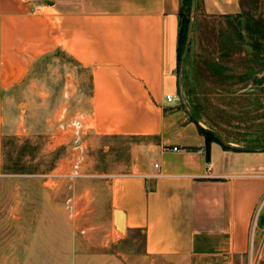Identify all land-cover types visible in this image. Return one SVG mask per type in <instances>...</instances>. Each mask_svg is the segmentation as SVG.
<instances>
[{"label": "crops", "instance_id": "0c3cea01", "mask_svg": "<svg viewBox=\"0 0 264 264\" xmlns=\"http://www.w3.org/2000/svg\"><path fill=\"white\" fill-rule=\"evenodd\" d=\"M197 3L209 16L243 10L241 0ZM182 5V0H65L64 7L53 0H0L1 129H7V111L20 107V96L31 90L33 71L51 54L64 52L90 75L89 104L78 113L88 126L86 152L106 136L132 138L127 165L104 180L106 186L93 176L71 187L72 205L89 232L75 233L68 220L71 232L59 235L57 221L50 218V233L39 229L22 235L18 264H138L114 248L116 208L127 214L126 233L141 230L145 236L141 264H155L160 257L174 264L255 263L252 240L264 208L263 143L240 150L213 141L207 156L202 124L181 105ZM48 94L42 92L40 103L21 100L26 103L21 117L29 120ZM60 119L59 112L49 123H58L52 145L66 144L70 151L72 134L61 129ZM1 163L0 145V174ZM70 167L68 152L55 171ZM57 181L52 190L63 186ZM7 240H1L2 258L13 256Z\"/></svg>", "mask_w": 264, "mask_h": 264}, {"label": "rangeland", "instance_id": "374dc122", "mask_svg": "<svg viewBox=\"0 0 264 264\" xmlns=\"http://www.w3.org/2000/svg\"><path fill=\"white\" fill-rule=\"evenodd\" d=\"M53 1L60 2L65 7V0ZM251 12L256 18H264V0L260 8ZM233 19L206 15L198 9L197 3L190 49L181 78L183 89L181 105L185 108L187 105L192 110L191 103L194 101L200 111L199 119L202 126L213 128L226 140L234 139L241 145L247 146L254 145L255 141L263 143L264 140V85H257L254 82L255 77L248 80L245 88L246 81L240 84L238 78L222 81L213 77L203 63L206 57L210 58L213 55L221 59L224 55L226 63L233 66L238 63H255L253 57L260 56V53L264 52L256 51L252 45L255 37L251 38L245 33L243 49L231 51L227 53L229 57L225 56L226 52L220 49L221 36L232 42L231 38H234L235 34L230 21ZM259 42L264 47V41L260 39ZM212 51L214 54L211 53ZM256 76L260 78L262 74ZM35 78L40 79L36 86L33 84ZM29 80H31L29 88L31 90H26L28 92L26 96H20V107H16L15 110L12 107L7 111V129H1L0 125L2 153L0 245L3 243L2 239H9L7 246L13 247V256L0 257V264H10L11 260L14 264H18L20 257L16 249L23 238L22 235L35 230L38 232L39 229L42 233H50L54 230L49 224L50 218H55L57 221L55 227L59 235L71 232L72 229L66 225L68 220L74 224L75 233L86 235L89 229L85 228L84 224H80L83 214L80 217L77 205L68 207V200L73 192L71 187L84 185L81 184V180L93 176L101 179L102 187L106 186L104 180H109L110 176L120 169L122 171L129 161L128 149L132 141L131 137H103L100 143L88 149L84 175L75 180L59 178L58 181H61L63 186L58 191L52 190L53 182L57 181L55 180L57 175H54L57 162L68 152L71 154L73 140L69 144L70 151L66 144L53 146L54 129L58 123L53 126L49 123H52L56 116L58 117L59 112L65 115V121L78 113L85 112L91 93L90 75L67 54L56 52L44 59L30 75ZM225 85L230 86L228 90H218V87ZM46 90L49 92L45 97L46 101L33 107V116L29 120H24L21 113L25 110L26 103L21 100L32 102L38 100L40 103L41 94ZM1 115L0 106V118ZM25 127L26 131H24ZM76 145L80 146L81 142L78 141ZM112 232L114 238L119 240L114 244V248L123 252L129 262L141 264L145 240L142 231L134 230L128 234L114 229ZM58 259L59 262L64 260L60 257ZM251 259L254 264L260 260L264 261V208L255 222ZM171 260L169 257H160L156 258L154 263L174 264ZM45 263L47 264L48 261Z\"/></svg>", "mask_w": 264, "mask_h": 264}, {"label": "trees", "instance_id": "16d2710c", "mask_svg": "<svg viewBox=\"0 0 264 264\" xmlns=\"http://www.w3.org/2000/svg\"><path fill=\"white\" fill-rule=\"evenodd\" d=\"M182 2H183V5L181 9L179 46H178L179 64L183 56V51L185 49L188 28H189L190 19H191V0H182ZM261 3H262V0H241V5H242L243 10L240 13L217 15L220 17L228 18V19L230 18L235 19V20L234 19L231 20L232 22L230 21L231 28L233 30V33L235 34L234 38H231L232 42H230V40H225L224 37L221 36L222 45L220 46V49L226 52L225 56L229 57L230 55H228L227 53L231 51H241L243 49L242 47L244 45L243 39H244L245 33L249 34L251 38L255 37L253 39L252 45L256 51H258L259 53L261 51H264V47L261 46L259 42L260 39L261 41H264V18L263 17L256 18L254 14L251 12L253 9L257 10L258 8H260ZM211 53L214 54L213 51ZM253 60H255V63H249V62H247V64L238 63L237 65L233 66V65H229L228 63H226L224 59V55L222 59L219 56L216 57L213 55L210 58L206 57L203 63L206 65L205 67L208 69V71L212 73L213 77H217L218 79H221L222 81H225L228 78L229 79L238 78V80L240 81V84H244L246 81V84L244 86L245 88L248 85V80L251 77H255L256 80H254V82L257 85L263 86L264 85V52H261L260 56H254ZM258 74H262V76L258 78L256 76ZM229 87H230L229 85H225L223 87H218V90L226 91L228 90ZM263 89H264V86H263ZM191 105H192V111L195 113V115L198 118H201L200 111H199L197 104H195L194 101H192ZM199 129L201 133H203L206 137L207 156L210 157L211 143L213 141L220 142V140L215 135L216 131L213 128L204 127L202 125H199ZM224 146L228 147L226 145ZM249 146H253V145H249ZM260 146L264 147V140H263V145H260Z\"/></svg>", "mask_w": 264, "mask_h": 264}, {"label": "built area", "instance_id": "2783aa9c", "mask_svg": "<svg viewBox=\"0 0 264 264\" xmlns=\"http://www.w3.org/2000/svg\"><path fill=\"white\" fill-rule=\"evenodd\" d=\"M167 100L172 101L173 95L168 94ZM61 124L60 127L63 130H67L72 134L73 138V147L71 151V167L68 172H62V171H56L54 172V175L57 176H67L72 179L79 178L84 175V165L86 163V147L83 143V137L88 131V126L86 123V120L82 114H77L71 118H69L67 121H65V115H61ZM81 142L80 146H77V142ZM174 150H179L180 148L178 146L173 147ZM155 166H158L156 163ZM72 198H69L68 200V207L72 208Z\"/></svg>", "mask_w": 264, "mask_h": 264}, {"label": "water", "instance_id": "95a60500", "mask_svg": "<svg viewBox=\"0 0 264 264\" xmlns=\"http://www.w3.org/2000/svg\"><path fill=\"white\" fill-rule=\"evenodd\" d=\"M196 13H197V0H191V19H190V24H189V28H188L185 49L183 51V56H182V59L180 61V81H181V78H182V75H183V72L185 69L186 60H187L188 52L190 49L192 32H193V25H194V20L196 18ZM182 94H183V92H182ZM186 109L189 112L190 116L196 122L202 124L200 119L195 115V113L187 105H186ZM215 135L217 136V138L220 140L221 143H223L224 145H226L228 147H234L235 149H240V150H253V148H250L247 146L232 145L225 138L220 136L217 132H215ZM114 214H115L114 223H115L116 228L121 230L122 232H126L127 231V214H126V212L121 208H116L114 210Z\"/></svg>", "mask_w": 264, "mask_h": 264}]
</instances>
